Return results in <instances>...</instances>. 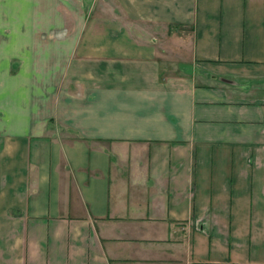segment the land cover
<instances>
[{"label":"crops","instance_id":"crops-1","mask_svg":"<svg viewBox=\"0 0 264 264\" xmlns=\"http://www.w3.org/2000/svg\"><path fill=\"white\" fill-rule=\"evenodd\" d=\"M0 264H264V0H0Z\"/></svg>","mask_w":264,"mask_h":264},{"label":"rangeland","instance_id":"rangeland-1","mask_svg":"<svg viewBox=\"0 0 264 264\" xmlns=\"http://www.w3.org/2000/svg\"><path fill=\"white\" fill-rule=\"evenodd\" d=\"M50 36H52V37H56L57 35H50Z\"/></svg>","mask_w":264,"mask_h":264}]
</instances>
